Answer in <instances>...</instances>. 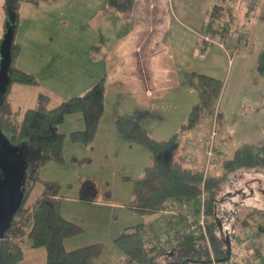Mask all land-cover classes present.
I'll return each instance as SVG.
<instances>
[{
  "label": "rangeland",
  "instance_id": "374dc122",
  "mask_svg": "<svg viewBox=\"0 0 264 264\" xmlns=\"http://www.w3.org/2000/svg\"><path fill=\"white\" fill-rule=\"evenodd\" d=\"M201 1L177 0L173 3L176 9L170 4L172 9L169 36L183 84L182 94L180 92L171 97L160 95L150 102H141L139 97L126 95L109 96L90 146L70 141L69 133L81 130L83 119L80 113L67 115L58 126V131L65 134L62 150L64 161L50 160L38 169L42 180L59 183L61 213L83 228L80 234L66 240V248L71 250L92 243H104L103 251L92 264L125 263L127 257L114 246L113 239L126 227L138 223L151 226L162 242H167L175 233L174 229L163 225L158 214H138L128 207L133 182L141 176L143 168L150 162L151 154L144 146L126 142L119 136L114 124L115 115L132 114L144 125L148 134L157 140L168 139L174 133H179L176 158L183 166L193 170L204 168L211 173H220V162L230 157L238 144L212 135L217 129L215 125H210L211 118L208 115H204L195 127L181 130L182 124L187 121L190 108L199 95L194 84L196 79L191 72L202 73L201 70L206 65L203 57L205 49L201 50V46L205 44L201 37L204 32L197 27L192 30L193 26L189 25L184 14H198L200 11L197 8ZM19 6V19L16 20L11 9V0H0V43L7 28L16 29V41L21 46L18 66L29 68V65H38L43 61V67L47 72L46 79L51 82L52 87L60 83L56 78V72L66 66L65 57L59 52L63 50L61 46L70 57L81 56L78 63H75L78 70L68 71L84 72L85 61L89 58L103 59L118 35L125 30L126 27H122V23L131 15L128 12L104 10L105 0H20ZM237 7L241 14L245 10L244 1L242 0ZM42 42L48 44L47 50ZM211 45L206 44V47ZM78 49L79 54L76 52ZM35 58L41 60L36 62ZM2 63L0 55V76L7 85L8 68L6 69ZM8 63L9 61H6L4 64ZM62 63L63 67L58 68ZM204 74L210 75L205 72ZM41 90L42 87H26L19 84L11 86L8 98L12 114L18 121L27 108L35 106L36 94ZM60 90L61 95L52 94L50 108L60 101L58 96L64 99L77 96L72 95L73 93L66 88L61 87ZM188 97H191L193 102L190 107L185 106ZM1 137L9 140V136L2 131ZM216 149L220 152L217 153ZM209 151L212 153L211 156L207 154ZM73 156L77 158L90 156V161L78 163L73 160ZM243 174L236 176L234 180H232L234 176H231L222 183L220 207L229 211H234L236 205L242 211L253 208L264 210V176L255 170H248ZM84 181L91 183L96 195L95 201L82 202L72 198ZM42 188L43 183L36 182L26 204H30L38 197ZM227 218L223 226L224 231H235L236 234L234 246L232 245V261L237 264H243L247 260L251 264H264V260L261 261L264 259V232L259 235L262 256L259 257L252 251L245 255L243 246H247L246 249L250 247L245 240L255 233L256 227H247L242 233H237L234 215L230 214ZM175 224L182 225V220L176 219ZM22 248L24 258L19 264L45 263L46 254L42 247H35L30 240H24Z\"/></svg>",
  "mask_w": 264,
  "mask_h": 264
},
{
  "label": "trees",
  "instance_id": "16d2710c",
  "mask_svg": "<svg viewBox=\"0 0 264 264\" xmlns=\"http://www.w3.org/2000/svg\"><path fill=\"white\" fill-rule=\"evenodd\" d=\"M242 0H212L206 10L203 32L216 42L226 43L234 53H245L246 47L239 45V40L248 36V31H240L238 41H230L238 32L237 5ZM246 20L252 17L260 0H243ZM20 0H11V9L16 20L19 19ZM107 6L118 12H131L134 0H106ZM5 26V24L3 25ZM16 27V26H15ZM8 29V28H7ZM6 29V30H7ZM247 41V39H246ZM203 42V40H202ZM206 42L201 46L205 49ZM8 83L0 99V131L9 136L11 145H18L25 154L30 169L22 187L24 201L14 215L4 237L0 239V264H19L24 258L22 242L30 240L35 247L45 250L44 264H92L103 251L104 243L97 242L68 250L67 239L77 236L83 228L61 213L60 185L56 181L42 180L39 167L50 160L63 162V143L65 134L58 131V126L69 114L80 113L83 128L69 133L70 141L90 146L95 138L103 111L106 79L98 78L83 94L60 100L56 106L49 107L52 94L38 91L35 106L27 108L20 121L12 114L8 98L11 86L19 84L26 87H39L33 73L27 72L17 64L21 46L16 41V29L11 28L9 45ZM255 73L264 77V40L259 52ZM199 95L189 110L187 121L181 130L195 127L204 115L215 125L214 135L224 131V115L219 108V100L224 81L215 76L191 72ZM115 128L126 142L140 144L151 154L150 162L143 168L141 176L133 182L131 200L128 207L138 214H159L169 203L186 200L196 206L202 190L209 198L206 202L207 239L200 229L188 231L183 235L174 234L173 244L169 247L147 246L142 240L143 223L124 228L113 239L114 246L126 255L124 264H210L211 255L219 262L226 255L227 240L231 246V256L221 264H229L233 258L235 231H224V222L230 214L234 215L237 233L247 227H256L257 236L264 232V210H241L238 205L234 211L222 209L220 198L222 183L231 176L239 177L248 170H255L264 176V131L259 140L241 142L232 150L230 157L220 162V173H211L204 168L193 170L183 166L176 158L179 133L170 138L157 140L151 137L144 126L132 114H118ZM218 137V136H217ZM219 153V149H216ZM73 160L78 163L90 161V156ZM244 175V174H243ZM41 181L43 188L38 197L30 204L26 200L36 182ZM74 199L82 202L95 201L96 195L89 181L81 183ZM256 243L255 254L259 255ZM233 245V246H232ZM236 255V254H235ZM262 255H260L261 257ZM231 264H237L232 261ZM243 264H251L244 261Z\"/></svg>",
  "mask_w": 264,
  "mask_h": 264
},
{
  "label": "crops",
  "instance_id": "0c3cea01",
  "mask_svg": "<svg viewBox=\"0 0 264 264\" xmlns=\"http://www.w3.org/2000/svg\"><path fill=\"white\" fill-rule=\"evenodd\" d=\"M175 1L177 0H134L133 10L128 12L131 15L126 17L121 25L126 27L125 30L118 35L103 59L92 57L85 61L84 72L68 71L77 69L75 63H78L81 56L72 58L61 46L63 50L59 52L65 57L66 68L63 63L58 66L63 68L56 72V78L60 82L56 87H52L51 82L46 79L47 72L43 61L22 69L33 73L42 91L53 95H61V87L71 91L72 95H81L98 78L105 77L104 109L107 98L113 95L139 97L141 102H150L160 95L171 97L180 92L182 94L183 84L169 36L170 9L175 7ZM211 1L202 0L197 8L200 12L196 15L184 14L189 25L193 26L192 30L194 27L203 30L205 13ZM104 10H113L107 6L106 0ZM236 17L239 29L230 41L237 42L240 31H248V36L238 42L240 46L246 47L247 51L239 54L231 52L224 42H218L221 46L212 44L211 47H205L203 57L206 65L201 72L210 73L224 81L219 100V108L224 115V131L217 136L226 141L241 143L259 140L264 131V77L255 73L264 40V0L259 1L254 15L248 20L244 18L243 12L238 13ZM42 45L48 49L47 43L42 42ZM76 52L79 54V49ZM54 57L59 59L56 55ZM39 60L41 59L35 58L34 61ZM58 98L64 99L60 96ZM192 103L191 97H188L185 106L190 107ZM115 117L116 115L114 120ZM248 245V249L243 246L244 254L247 255L248 251L255 253L254 247L249 243ZM257 248V255L260 257V243Z\"/></svg>",
  "mask_w": 264,
  "mask_h": 264
},
{
  "label": "water",
  "instance_id": "95a60500",
  "mask_svg": "<svg viewBox=\"0 0 264 264\" xmlns=\"http://www.w3.org/2000/svg\"><path fill=\"white\" fill-rule=\"evenodd\" d=\"M11 41V27L8 28L0 43L2 65L8 68L9 45ZM7 76V75H6ZM0 76V97L5 90V83ZM27 162L25 154L18 145H11L1 137L0 131V239H2L9 225L24 201L22 187L27 177ZM231 256L230 242L226 243V255L219 262L228 260Z\"/></svg>",
  "mask_w": 264,
  "mask_h": 264
},
{
  "label": "built area",
  "instance_id": "2783aa9c",
  "mask_svg": "<svg viewBox=\"0 0 264 264\" xmlns=\"http://www.w3.org/2000/svg\"><path fill=\"white\" fill-rule=\"evenodd\" d=\"M201 37L204 43L212 42L221 46L220 43L211 39L208 34L203 33ZM212 135H214V133ZM207 154L211 156L212 153L209 151ZM208 198V193L203 189L199 198L197 199L196 206L189 204L186 200H180L178 202L169 203L167 207L160 211L158 215L160 216L161 222L166 228H172L175 230L174 234L183 235L188 231L200 229L207 239L206 228L208 216L206 212V202ZM176 219H181L182 225H176ZM142 240L147 246L152 244V246L155 245L156 247H169L173 244V236L167 242H162L157 238L154 228L151 226L144 227L142 232ZM245 241L250 245H255L260 241V238L256 234H253L252 236L246 238ZM263 260L264 259L262 258L261 261L263 262ZM210 264L221 263L217 262L214 259V256L211 255Z\"/></svg>",
  "mask_w": 264,
  "mask_h": 264
},
{
  "label": "flooded vegetation",
  "instance_id": "af4514ba",
  "mask_svg": "<svg viewBox=\"0 0 264 264\" xmlns=\"http://www.w3.org/2000/svg\"><path fill=\"white\" fill-rule=\"evenodd\" d=\"M27 166L30 167V164H27ZM28 167H27V168H28Z\"/></svg>",
  "mask_w": 264,
  "mask_h": 264
}]
</instances>
